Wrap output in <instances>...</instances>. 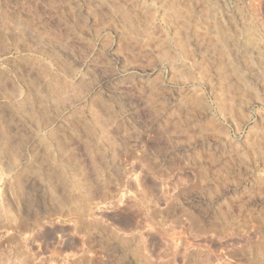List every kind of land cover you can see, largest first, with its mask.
Returning <instances> with one entry per match:
<instances>
[{"label": "rangeland", "instance_id": "374dc122", "mask_svg": "<svg viewBox=\"0 0 264 264\" xmlns=\"http://www.w3.org/2000/svg\"><path fill=\"white\" fill-rule=\"evenodd\" d=\"M0 264H264V0H0Z\"/></svg>", "mask_w": 264, "mask_h": 264}]
</instances>
